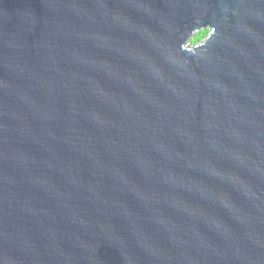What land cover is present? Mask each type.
<instances>
[{"label": "water", "instance_id": "1", "mask_svg": "<svg viewBox=\"0 0 264 264\" xmlns=\"http://www.w3.org/2000/svg\"><path fill=\"white\" fill-rule=\"evenodd\" d=\"M0 264H264V0H0Z\"/></svg>", "mask_w": 264, "mask_h": 264}, {"label": "rangeland", "instance_id": "2", "mask_svg": "<svg viewBox=\"0 0 264 264\" xmlns=\"http://www.w3.org/2000/svg\"><path fill=\"white\" fill-rule=\"evenodd\" d=\"M201 31H202V34H203L201 40H203V39L206 37V35H207V33H208V30H207V29H203V30H201ZM201 31H200V32H201ZM203 32H204V33H203ZM200 36H201L200 33H197L196 35H194V36L192 37L191 42H193V44H194V43H197V42L201 41V40H199V41L196 42V40L199 39Z\"/></svg>", "mask_w": 264, "mask_h": 264}, {"label": "trees", "instance_id": "3", "mask_svg": "<svg viewBox=\"0 0 264 264\" xmlns=\"http://www.w3.org/2000/svg\"><path fill=\"white\" fill-rule=\"evenodd\" d=\"M199 33H200V35H201V36H200V38H199V39H197V40H196V42H197V41H199V40H201V38H202V35H203V34H202V31H201V32H199ZM203 33H204V32H203ZM192 43H193V42H192Z\"/></svg>", "mask_w": 264, "mask_h": 264}]
</instances>
